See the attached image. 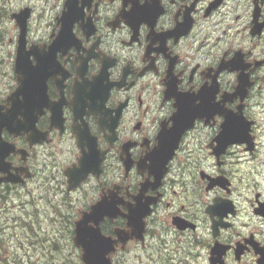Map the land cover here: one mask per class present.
Returning a JSON list of instances; mask_svg holds the SVG:
<instances>
[{"label":"flooded vegetation","instance_id":"1","mask_svg":"<svg viewBox=\"0 0 264 264\" xmlns=\"http://www.w3.org/2000/svg\"><path fill=\"white\" fill-rule=\"evenodd\" d=\"M1 2L0 240L46 181L116 206L111 264H264V0Z\"/></svg>","mask_w":264,"mask_h":264},{"label":"rangeland","instance_id":"2","mask_svg":"<svg viewBox=\"0 0 264 264\" xmlns=\"http://www.w3.org/2000/svg\"><path fill=\"white\" fill-rule=\"evenodd\" d=\"M4 25L5 18L0 20V91L5 88L8 69L5 58L7 50L3 42ZM53 186L54 183L49 186L45 181L44 187L29 188L27 207L12 209L8 221L10 234L5 240H0L4 244V247H0L2 260L8 256L12 264H81L71 232L75 214L84 209L81 206L83 201L77 200L79 195H72L65 201L61 193L53 190ZM40 195L43 197L40 198ZM71 200L73 204L69 203ZM114 262L120 264L119 256L114 257Z\"/></svg>","mask_w":264,"mask_h":264},{"label":"water","instance_id":"3","mask_svg":"<svg viewBox=\"0 0 264 264\" xmlns=\"http://www.w3.org/2000/svg\"><path fill=\"white\" fill-rule=\"evenodd\" d=\"M18 20V16H16ZM20 23V21H18ZM19 53V51H18ZM20 66V57L18 55L16 60V68ZM20 87L17 89L19 92ZM1 110V107H0ZM4 115L0 113V132L5 126ZM231 128V119L225 116V121L223 125V133H227ZM1 151V147H0ZM87 173L86 170H83ZM85 177V175H79L77 178L75 175L68 174V191L76 188L80 181ZM144 211L141 216L131 212L128 219V226L132 228V235L136 239H139L143 231V217L148 213L146 205L143 207ZM118 213L116 206L101 199L95 205H93L89 211H83L80 214L78 220L74 222V236L73 244L76 248L81 250V262L82 264H111L110 254L116 249V246L120 240L119 231H115L116 239L111 237H106L102 235L100 230V222L103 218L108 217L112 219ZM132 236H128L131 238ZM121 241V240H120Z\"/></svg>","mask_w":264,"mask_h":264},{"label":"trees","instance_id":"4","mask_svg":"<svg viewBox=\"0 0 264 264\" xmlns=\"http://www.w3.org/2000/svg\"><path fill=\"white\" fill-rule=\"evenodd\" d=\"M73 232H71V234H72Z\"/></svg>","mask_w":264,"mask_h":264}]
</instances>
